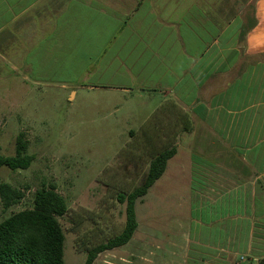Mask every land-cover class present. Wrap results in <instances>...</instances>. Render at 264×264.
Returning <instances> with one entry per match:
<instances>
[{
    "label": "crops",
    "instance_id": "obj_1",
    "mask_svg": "<svg viewBox=\"0 0 264 264\" xmlns=\"http://www.w3.org/2000/svg\"><path fill=\"white\" fill-rule=\"evenodd\" d=\"M16 75L150 103L143 145L175 148L150 194L197 222L167 264L264 258V0H0V81Z\"/></svg>",
    "mask_w": 264,
    "mask_h": 264
},
{
    "label": "rangeland",
    "instance_id": "obj_2",
    "mask_svg": "<svg viewBox=\"0 0 264 264\" xmlns=\"http://www.w3.org/2000/svg\"><path fill=\"white\" fill-rule=\"evenodd\" d=\"M29 79L16 75L0 81V155H15L21 135L26 153L33 157L28 169L0 168V184L23 194L7 208L0 199V222L31 209L37 189L54 186L67 205L65 215L58 218L64 263L83 264L88 250L116 237L124 227L125 204L118 196L145 179L152 156L141 132L148 134L147 117L154 110L149 102L142 106L131 96L90 89L86 86L90 80L83 76L71 80L69 89L63 87V78L40 84ZM164 192L158 187L152 198L149 189L137 200L138 228L131 240L98 254L93 264L168 263V234L178 232L173 240L180 244L179 226L189 224L193 237L197 222H183L181 208L167 203ZM188 250L191 256L192 245Z\"/></svg>",
    "mask_w": 264,
    "mask_h": 264
},
{
    "label": "trees",
    "instance_id": "obj_3",
    "mask_svg": "<svg viewBox=\"0 0 264 264\" xmlns=\"http://www.w3.org/2000/svg\"><path fill=\"white\" fill-rule=\"evenodd\" d=\"M175 148L163 149L148 163L143 183L127 194H120L118 201L125 204V223L116 237L88 250L83 264H93L97 255L127 244L138 223L135 204L146 195L153 183L161 177L167 161ZM33 157L26 153L22 136L16 138L15 155H0V168L28 169ZM23 194L9 184H0V199L4 207L18 202ZM67 205L54 186L41 187L33 193V207L14 213L0 222V264H65L63 260L64 234L58 218L65 215ZM257 264H264V258Z\"/></svg>",
    "mask_w": 264,
    "mask_h": 264
}]
</instances>
